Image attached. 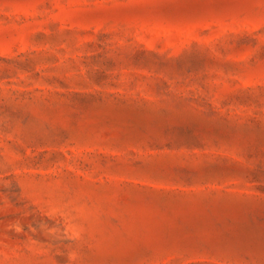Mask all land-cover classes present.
<instances>
[{
    "label": "rangeland",
    "instance_id": "1",
    "mask_svg": "<svg viewBox=\"0 0 264 264\" xmlns=\"http://www.w3.org/2000/svg\"><path fill=\"white\" fill-rule=\"evenodd\" d=\"M0 264H264V0H0Z\"/></svg>",
    "mask_w": 264,
    "mask_h": 264
}]
</instances>
